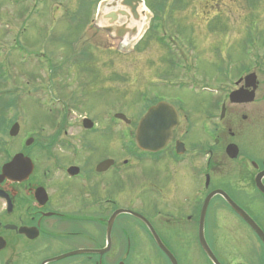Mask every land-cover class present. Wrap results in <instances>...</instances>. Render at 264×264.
Masks as SVG:
<instances>
[{"label": "flooded vegetation", "instance_id": "1", "mask_svg": "<svg viewBox=\"0 0 264 264\" xmlns=\"http://www.w3.org/2000/svg\"><path fill=\"white\" fill-rule=\"evenodd\" d=\"M3 1L13 9L10 16L0 12V24L62 21L72 30L90 26L139 44L151 34L145 55L151 73L156 67L178 93L154 95L136 120L112 113L105 127L87 115L73 117L71 111L80 106L74 98L50 100L43 119L29 130L25 127L31 114L21 104L19 110L25 111H19L22 120H17L18 102H23L17 97L14 121L0 132V264H264L259 253L263 241L223 195L213 193L226 192L264 231V194L257 187L264 173V128L257 111L243 113L263 100L264 81L253 66L245 63L235 76L229 73L225 95L199 101V111L179 93L190 86L189 75L198 62L180 38L179 18L156 21L144 0L58 1V7L49 6L52 0ZM166 3H158L157 12L169 5L172 12L184 10L180 2ZM62 9L64 16L55 17ZM204 20L203 31H212V19ZM80 52L84 55V49ZM123 52L133 56L137 49ZM156 59L169 60L170 67L156 66ZM251 73L255 80L249 79ZM234 91H241V102L231 100ZM252 91L253 100L244 101ZM161 102L176 109L178 122L164 146L144 150L136 142L139 122ZM15 122L19 129L11 136ZM149 127L152 133L154 125ZM88 132L106 134L110 140L89 152L95 139ZM19 154L25 159L19 158L16 174H5L3 168ZM26 158L33 170L24 178ZM248 232L259 246L256 258H247ZM238 233L241 241H223L224 234Z\"/></svg>", "mask_w": 264, "mask_h": 264}, {"label": "rangeland", "instance_id": "2", "mask_svg": "<svg viewBox=\"0 0 264 264\" xmlns=\"http://www.w3.org/2000/svg\"><path fill=\"white\" fill-rule=\"evenodd\" d=\"M58 1L64 5H71L73 2H47L50 7H58ZM144 1L156 16V21L167 17L180 19V38L184 40L187 51L198 60L195 72L192 71L189 75L190 86L186 87L187 89H178L180 96L189 101L191 107L200 111L199 101L208 100L210 96L216 95L217 99L224 96L227 90V75L232 73L235 76L245 63L249 67L253 66L252 69L256 71L259 80L264 81V0ZM174 1L180 2L184 10L172 12L169 5L168 10L157 12L158 3L170 4ZM0 4L1 14L10 16L13 9L11 5L5 4L3 0H0ZM63 16L64 9L55 13L57 18ZM205 17L212 19L208 24L212 31L207 33L203 31L206 30ZM195 18L199 22L194 21ZM78 37L84 39L79 41ZM150 42L151 34L136 46L135 41L128 40L124 43L95 30L94 27L82 26L72 30L62 21L32 26L0 24V95L5 94L4 97L0 96L1 125L7 112L3 103L6 101L12 104L9 100L10 92L23 101L18 102L17 120H22L20 113L25 111L24 108L19 110L22 106L31 114L25 130L33 129L34 123L43 119L41 116L45 107L49 106L50 100L68 98H74L83 107L81 109L79 106L77 111H71L74 113L73 117H76V114L87 115L91 119L99 120V127H105L108 120L112 119V113H122L134 120L138 119L151 97L160 93L172 96L173 90L177 92V88L171 85L173 81L162 77L156 67H152L154 70L151 73L148 58L145 56L148 54L146 51ZM116 47L122 51L115 50ZM134 47L137 49L136 56L123 52ZM83 49L84 55L80 52ZM111 51H114L116 56ZM156 60V66L170 67L169 60ZM77 66L81 69H76ZM59 70H62V73H59ZM184 76L187 79L188 75ZM223 81L225 83H222ZM18 91L19 94H16ZM17 96L15 99H18ZM262 98L261 102L255 101L249 106L252 111L246 110L247 112L243 113L253 114L257 111L258 120L264 128V91L261 92ZM37 99H48V103H38ZM20 104L22 106H19ZM14 109L10 111V116L15 114ZM79 120L78 117L77 123ZM12 123L7 120V125ZM87 135L89 139H95L92 140L94 145L90 144L89 152H96L97 148L106 146L110 140L106 134L88 132ZM262 147L264 148V142ZM262 220L264 223V218ZM223 236L226 237L223 241L228 244L237 243L242 238L240 233ZM247 237V258H256L259 246L251 233L248 232ZM260 251L261 258L264 259V251L259 250V253ZM233 252L237 250L233 249Z\"/></svg>", "mask_w": 264, "mask_h": 264}, {"label": "water", "instance_id": "3", "mask_svg": "<svg viewBox=\"0 0 264 264\" xmlns=\"http://www.w3.org/2000/svg\"><path fill=\"white\" fill-rule=\"evenodd\" d=\"M133 1H136V0H125L126 2L125 4H128L129 2H133ZM250 77H253L252 79H254V75H251ZM255 86L256 85H254V87ZM253 94L254 92L252 91L250 95L246 99H244V101H252ZM237 95H241V92H235L233 96H237ZM233 100H237V98L234 97ZM117 116L125 119V116L122 114H118ZM177 122H178L177 112L175 111L173 107L163 103V104L158 105L157 107L152 108L147 113V115L141 120L140 125L138 127L136 138H137V143L139 147L143 149L160 148L166 143L168 138L171 136V130ZM87 123H89L88 120L85 121L86 126H87ZM150 123H152L156 128L154 129L152 133L150 132V127H149ZM87 127H91V125ZM12 130H13L12 134H15L18 130V127L14 126ZM23 157L24 156L22 154L17 155L13 159V161L9 164V166H6L3 168V172H5V174L7 175L14 176L18 170V160L20 158L21 161H23L22 159H25ZM27 161H28V164L25 167L26 176H24V178H27L30 172L33 170L32 162L29 159ZM263 175L264 173L261 176ZM3 178H4L3 174H0V183ZM257 185H258V188L264 193V185L261 183V180H258ZM218 193H221L225 196V198L228 200V202L233 207V209L249 223V225L256 231V233L260 236V238L264 242V232L254 222V220L244 210H242L237 204H235L229 198V196H227L225 192L218 191ZM204 248L207 251L209 257L216 260L215 256L212 254L211 250L206 246V244H204Z\"/></svg>", "mask_w": 264, "mask_h": 264}, {"label": "bare ground", "instance_id": "4", "mask_svg": "<svg viewBox=\"0 0 264 264\" xmlns=\"http://www.w3.org/2000/svg\"><path fill=\"white\" fill-rule=\"evenodd\" d=\"M129 27H131V25Z\"/></svg>", "mask_w": 264, "mask_h": 264}, {"label": "trees", "instance_id": "5", "mask_svg": "<svg viewBox=\"0 0 264 264\" xmlns=\"http://www.w3.org/2000/svg\"><path fill=\"white\" fill-rule=\"evenodd\" d=\"M0 125H1V123H0Z\"/></svg>", "mask_w": 264, "mask_h": 264}]
</instances>
